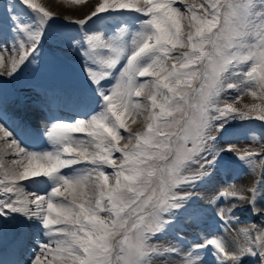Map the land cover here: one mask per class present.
Returning <instances> with one entry per match:
<instances>
[{"label":"snow or ice","instance_id":"snow-or-ice-1","mask_svg":"<svg viewBox=\"0 0 264 264\" xmlns=\"http://www.w3.org/2000/svg\"><path fill=\"white\" fill-rule=\"evenodd\" d=\"M14 2L9 0L7 4L13 32L17 35L27 32L28 43L26 46L21 42L18 48L13 43L12 51L19 53L18 59L13 58L11 67L0 73L10 78L29 61L30 56L34 60V54L45 36L47 22L52 19L48 11L31 0H19L33 12L42 13L31 24L22 23L13 13ZM200 8L204 9V16L196 14V6H186V11L191 13V21L195 22H190L189 28L195 31H190L187 40H184L180 23L183 13L173 6V0H143V7L125 0H113L111 4L105 0L98 7L93 5L91 11L78 22L81 27L93 17L108 12H135L147 18L132 38L133 47L127 52L126 64L116 73L118 79L109 90L104 89L102 80L113 76L112 70L117 68L124 56L125 45L105 35L88 33L82 37L87 47L81 48V41H73V48L79 49L84 57L85 73L101 97L100 110L87 120L77 119L73 123L58 120L51 126L45 125L44 136L53 145V151H26L0 123L4 146L19 157L10 161L13 167L4 171L0 178V192L13 194L0 199V217L5 218L0 222V230L10 223L8 217L12 214L40 222L45 230L46 242L39 245V253L31 264H42V258L48 256H51L50 264H153V256L158 253L150 241L165 232L172 223L174 211L183 207L192 196L181 189L195 186L210 175L209 166L215 163L218 156L214 144L216 136L212 133H219L231 120L251 119L248 113L234 109L231 104L249 91L254 98L264 99V0L255 3L253 0L246 3L225 0L223 4L201 3ZM177 46L190 48V52L172 55ZM209 47L210 50H206ZM169 58L176 61L170 68L167 66ZM2 64L3 57L0 56V66ZM97 65L107 71H98ZM154 74L156 79L150 83L137 82V77ZM161 74H164L163 79ZM194 79L200 80L196 92L203 100L199 118L192 120L189 117L183 122L166 119L183 112L189 93L181 85L190 87ZM146 89L152 109L158 108L159 114L149 117L152 122L144 133L126 138L124 148L129 150L125 151L117 147L119 141L125 139L120 129L125 128L127 115L145 107L134 102L133 97L141 96ZM225 89L235 90L237 95L226 99L221 107L220 95ZM158 96L163 97L159 103ZM257 109L258 106L253 105L251 111ZM2 118L3 93L0 91ZM257 118L264 120V108H259ZM165 128H176L177 131H165ZM72 133H86L92 139H77ZM174 136H183L185 142L173 147L169 141ZM189 137L191 148L187 144ZM93 146L99 152L91 153L89 148ZM114 152H120L122 160L112 173L114 183L110 185L109 175L103 169L105 165H114ZM209 156L212 159H208ZM238 159L249 166L255 163L252 153L238 156ZM152 160L164 163L155 167L148 163ZM85 161L92 167L73 169L71 174L61 172V169L72 168ZM260 163L264 164V161ZM192 165H198L195 172H191ZM30 179L37 184L41 179L49 182L50 191L45 195H38L36 191L26 193L17 181ZM89 186L98 193L94 204L84 198V189ZM62 188L64 191H61ZM68 191L73 195L72 200L65 197ZM248 191L250 196L240 195L238 198L248 200L253 212L261 213V209L256 207L258 188L252 187ZM222 195L226 198V194ZM54 197L65 198L54 200ZM78 199L80 202H77ZM101 212H106L107 217L102 218ZM232 212L233 209L227 210L229 217ZM219 216L222 221L228 222L223 208L219 209ZM54 225L64 227L54 228ZM13 226L16 230L15 242L22 245L27 236V226L22 223ZM121 234L123 239L117 246L113 240ZM258 240V253L251 246L233 253L226 251L221 240L206 238L204 243L183 251L179 264H204L202 253L209 247L218 264H224L222 256L233 264H239L240 257L248 254H258L264 264V233ZM252 243L256 244V241Z\"/></svg>","mask_w":264,"mask_h":264},{"label":"bare ground","instance_id":"bare-ground-1","mask_svg":"<svg viewBox=\"0 0 264 264\" xmlns=\"http://www.w3.org/2000/svg\"><path fill=\"white\" fill-rule=\"evenodd\" d=\"M37 1H38L39 5L42 6V7H44V8H47L48 9V7H51L52 6L54 8L56 7L55 9L53 8L54 10H56V11L59 10V6L55 5L52 0H37ZM89 5L90 4L88 2H85L82 6L78 7V9L75 10V13H77L79 17H84V14L85 13L91 11V6L89 7ZM62 9H63V7H62ZM0 56L3 57V64H2V66H0V73H2L7 65L11 66L12 60H13L14 57L8 56L7 53H5V51L4 52H0ZM30 70L33 71V72H35L36 74L43 73V72L46 71V69L45 68H42V67H34V68L32 67V68H30ZM55 99H58V97H56ZM51 100L50 99H47V101H45L43 103V105H45V104L47 105L48 103L52 102ZM78 110L81 113V112H83L84 109L82 107H79ZM33 117L36 119L37 122H39L41 120L40 117H39V115L34 114ZM5 118H7V117H5ZM133 120L134 119L132 118L131 122ZM10 124H12V126H14V128L17 130V134L20 136L19 133H22V131L19 130V129H17L15 127V125H14L15 122H14L13 118L10 119ZM4 139L5 138H3L2 136H0V159L3 161L4 165L7 166L8 169H9V168H12L13 167V165L10 164V161L12 160L10 158V156H14V154L12 153V150L11 149L6 148L4 146ZM16 159H19V157H16ZM1 160H0V164L2 163ZM69 169H73V166H72V168H69ZM18 184H20L21 186H23L25 188V190H26L27 185H26V182L25 181H20ZM33 186L42 188L40 185H37V184H33ZM248 188H249L248 187V184L245 181H241L239 183H236V184H234L233 186H231L229 188V197L230 198H233V201L230 203V207L238 208V203H240V201H241L238 197L240 195L246 194L247 193L246 191L248 190ZM61 191H64V189L62 188ZM84 191H85V197L84 198L85 199H91V193L93 192L91 190V188H85ZM65 194L73 198V195H72L71 191L65 192ZM233 194H235V195H233ZM207 196H208V193L206 194L205 197H207ZM29 198L31 199L30 196H29ZM205 200H207V198H205ZM77 201L80 202L79 199ZM234 205H235V207H234ZM31 206L32 207H35V205H31ZM25 221L27 222V221H30V220H26L25 219ZM41 226L42 225L40 224L39 225V229H40ZM33 227H37V226L30 224L29 226H27V230L30 229V228H33ZM26 237H27V240H29L30 234L27 233V236ZM234 238H235V236H233V239ZM48 257H50V259H51V256H48ZM42 260H43V258H42ZM17 262L20 263L21 261L18 260ZM42 264H43V262H42ZM176 264H179V262H177Z\"/></svg>","mask_w":264,"mask_h":264},{"label":"rangeland","instance_id":"rangeland-1","mask_svg":"<svg viewBox=\"0 0 264 264\" xmlns=\"http://www.w3.org/2000/svg\"><path fill=\"white\" fill-rule=\"evenodd\" d=\"M53 1V3L55 4V5H57V6H59V10H54L55 8L54 7H48V9L47 8H44V7H42V6H40V8L42 7L44 10H46V11H48L51 15H54V16H60V17H62V18H65V19H79V18H83V17H79L78 16V14L77 13H75V10L76 9H78V7H80V6H82L85 2H88L90 5H89V7L91 6V9H92V6L93 5H95V6H97L98 5V0H52ZM96 1V2H95ZM113 1V0H112ZM125 1H131V0H125ZM197 2L198 0H188V2ZM31 2L33 3V4H35V5H37V6H39V3H38V1L37 0H31ZM95 3V4H94ZM97 4V5H96ZM62 7H63V9H62ZM143 7V6H142ZM54 8V9H53ZM71 9V10H70ZM59 11V12H58ZM75 13V14H74ZM181 22L183 21V19H182V17H181V20H180ZM89 34H96V32H90ZM68 50V49H67ZM71 52V51H70ZM81 52H80V50L79 49H77V50H75V51H73V52H71V53H69L68 54V56H70V57H73L74 55H76V54H80ZM246 99L248 100V102L246 103V102H242L243 104V106H247L248 105V103H252L253 101H254V98L253 97H251V96H249V97H246ZM132 115H134V122H130L129 123V126L130 125H133L134 127H131V128H134L135 129V127L136 128H139L141 125L139 124L138 126H136L135 124H137V123H141V121H142V113H141V111H136V112H133V113H131V115L130 116H132ZM129 116V117H130ZM132 118H133V116L130 118V120L129 121H131L132 120ZM91 152V151H90ZM13 157V158H12ZM10 158L11 159H14V158H16V157H14V156H10ZM207 194V193H206Z\"/></svg>","mask_w":264,"mask_h":264}]
</instances>
